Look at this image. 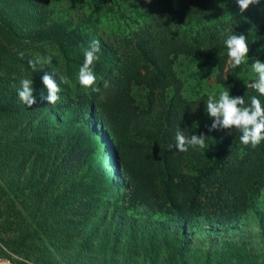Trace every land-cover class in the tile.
Masks as SVG:
<instances>
[{
  "label": "rangeland",
  "instance_id": "rangeland-1",
  "mask_svg": "<svg viewBox=\"0 0 264 264\" xmlns=\"http://www.w3.org/2000/svg\"><path fill=\"white\" fill-rule=\"evenodd\" d=\"M237 6L236 0H0V98L6 102L0 104V107H6L0 114V127L3 128L0 129V210L8 213L9 221L0 218V232L11 242L6 246L0 241L1 260L14 264H176L175 260H180L172 244V233H168L171 225L166 223L167 216L160 212L153 213L149 205L141 200L134 203L129 194L119 189L101 193L98 181L99 177L107 175L106 168L98 166L94 169L91 156L72 159L68 170H63L62 175L57 177L59 187L52 180L55 168L52 172L50 168L40 167L32 176V163L23 162L31 151L30 146L11 142L16 127L10 91L14 85L20 84L21 79L38 81L40 84L45 74L52 76L60 87V99L51 107L52 104L46 99L48 89H44L45 98L37 107L43 110L36 119H41L48 127L53 141L60 135L76 136V130L82 126L75 124L73 119L77 115L72 110V99L91 101L103 91L105 83V86H111L106 77L125 68L126 47H134L136 35L161 28L170 31L178 29L192 35H200L201 31L218 34L211 27L224 18L223 9L227 7L234 12ZM179 7H183V10ZM198 14L201 15L200 19ZM54 22L55 25L62 24L55 28L68 38L65 47L58 42V38L43 36ZM142 27L145 30L141 31ZM69 32L74 33L72 39L68 37ZM94 41L99 48L96 53L98 59L89 68L94 72L96 81L93 86L85 88L78 82L79 69L84 64V52L93 46ZM105 44L118 49L119 58L113 52L101 53V46ZM258 46L255 51L249 47V57L264 63V44ZM249 57L245 70L238 74L239 82L243 85H250L258 79L251 69L254 61H250ZM30 60L34 62V68L30 66ZM176 70L184 79L185 95L191 100L201 102L209 96L218 99L222 91L230 92L218 80V70L213 66V61L182 56L177 61ZM62 78H66L67 83ZM43 87L46 88L45 85ZM92 89H98V93ZM133 93L140 106H145L146 88L134 86ZM32 97L38 98L34 100L35 104L42 99L35 90ZM9 98L10 111L6 106ZM64 98L67 100L62 101ZM202 114L199 124L211 128L216 118L207 112L206 106ZM90 115L88 113L87 118L91 119ZM79 116H83V113ZM29 129L22 128V133H27ZM100 136L104 148L99 163L102 165L107 161L110 166L108 170L116 174L114 151L109 148L107 138ZM109 139L114 144L112 134L111 137L109 134ZM60 141L57 139L56 143ZM209 145L210 141L206 139V148ZM85 147L89 148V142H82V150ZM115 149L122 168L124 163L120 151L117 146ZM16 162L18 167L27 165L26 171H22V179H38L36 192L26 189V194L22 195L21 190L9 184L10 177H14L12 173L16 172L10 166ZM80 180H84L85 186L90 189L71 188ZM89 184L94 185L90 187ZM261 196L257 208L242 203L236 205L230 219V228L233 227L230 231L235 233L233 240L239 245L246 242L256 254L255 259L248 260V264H264V188ZM39 203L41 214L38 216L35 206ZM171 207L167 203L164 211L171 212ZM117 208L122 212L116 219ZM258 208L261 214L256 211ZM21 209L24 211L21 218L10 213ZM106 210L113 215L108 223L101 220ZM151 217L163 221H156V225L148 223ZM126 219L137 223L132 224ZM237 226L242 228L238 229ZM197 229L203 235V223ZM224 230L226 233L221 239L227 237L229 232L225 226ZM214 247L215 250L220 248L218 245ZM220 251L219 259L214 257L216 264H222L228 258H232L229 264H240L236 255ZM201 258L190 247L189 251L186 249L182 261L202 264Z\"/></svg>",
  "mask_w": 264,
  "mask_h": 264
},
{
  "label": "trees",
  "instance_id": "trees-1",
  "mask_svg": "<svg viewBox=\"0 0 264 264\" xmlns=\"http://www.w3.org/2000/svg\"><path fill=\"white\" fill-rule=\"evenodd\" d=\"M183 7L179 9L183 10ZM223 14L224 18L211 27L218 34L210 35L209 31H201L200 35H192L191 32L178 29L170 31L161 28L136 35L137 43L134 47H126L125 68L106 77L107 82L112 85L105 86V83L104 87L102 86L103 91L91 101L72 99V110L77 115L73 116V119L75 124L82 126L76 130V136L60 135L53 141L48 127L44 126L41 119H36L43 110L42 107L37 109L45 98L43 91L47 88L43 87V83L32 82V95L35 90L42 99L37 100L31 108L18 96L20 84L14 85V89L10 91V98L14 102L12 111L16 127L11 142L16 145L27 143L30 146L31 151L23 162L32 163L31 175H35L40 167L50 168L52 172L55 168L52 180L59 187L57 177L62 175L63 170H68L72 159H86L91 156L94 169L98 166L106 168L107 175L99 177L98 181L101 193L119 189L129 194L134 203L141 200L149 205L148 208L153 213L160 212L167 216L166 223L171 225L168 233H172L175 254L180 258L175 260L176 264H186L182 258L190 247L194 248L195 255L202 256V264H216L214 257L219 259L217 256L220 255V250L236 255L240 264H248V260L255 259L256 255L253 247L250 248L246 242L239 245L233 240L235 233L230 231L233 228H230V219L236 205L242 203L257 208L262 199L264 141L255 147L251 144L244 145L240 141L242 133L234 126L223 128L218 125L209 131L211 128L200 125L199 119L203 115L207 99L198 102L186 96L185 81L176 70L177 61L182 56L213 61V66L218 70V80L230 90V95L243 96L246 104L250 103L252 96H257L264 107V96H260L252 88V83L243 85L239 82L238 74L245 70L247 57L239 67L232 68L228 50L223 42L228 35L235 33L247 37L251 51L258 49L260 44L263 46L264 0H260L259 4L250 5L243 14L238 6L234 12L225 7ZM200 17L198 14V19ZM61 25L52 23L43 36H54L65 47L68 38L59 34L55 28ZM144 28L142 27L141 31L145 30ZM222 32L224 35H221ZM73 34L69 32L68 37L72 39ZM117 51L113 46L105 44L101 46L100 52H113L119 58ZM249 56L251 55L248 54ZM249 58L254 61L253 57ZM134 86H142L147 90V103L143 107L134 96ZM92 91L98 93V90ZM10 98L9 104H6L9 111ZM1 100L2 97L0 104L6 103ZM64 100L67 98L62 99ZM50 106L53 107V104ZM5 108L0 107V114ZM87 109L90 111L88 113H91V119L87 118ZM81 112L83 116H79ZM57 118L59 119L58 114ZM24 127L30 128L27 133H22ZM177 130L189 138L191 135L206 136L210 145L208 148L189 147L187 152H180L175 144ZM109 134L110 137L112 134L114 144L110 141ZM100 135L107 138L109 148L114 151L116 174L108 170L107 167L110 166L107 161L102 165L99 163L103 156L101 150L104 148ZM57 139L61 141L56 143ZM86 141L89 142V148L82 150V142ZM116 146L124 163L123 169L120 168V160L116 155ZM10 169L16 172L12 173L14 177H10L9 184L21 190L22 195L26 194V189L37 191L38 179L32 181L21 177L22 171L27 169L26 164L18 167L16 162ZM71 188L83 191L90 189L85 186L84 180L76 182ZM29 194L35 196L33 193ZM167 203L172 205L171 212L164 211ZM35 208L39 216L40 203ZM118 208L116 219L122 212ZM260 210H256L258 214H261ZM10 213L21 218L24 211L21 209ZM7 216L6 211L0 210L1 219L4 217L8 221ZM112 216V213L106 210L101 220L108 223ZM125 221L137 223L128 219ZM156 221L163 220L151 217L148 223L156 225ZM201 223L204 227L203 235L196 230ZM224 226L229 232L227 237L221 239L226 233ZM0 241L6 246L11 244L1 236V232ZM215 245L220 248L216 247L219 249L215 250ZM231 262L232 258H228L222 264Z\"/></svg>",
  "mask_w": 264,
  "mask_h": 264
},
{
  "label": "clouds",
  "instance_id": "clouds-1",
  "mask_svg": "<svg viewBox=\"0 0 264 264\" xmlns=\"http://www.w3.org/2000/svg\"><path fill=\"white\" fill-rule=\"evenodd\" d=\"M236 3L240 13L243 14L250 5L259 4L260 0H236ZM221 35H224V32ZM223 42L228 50L227 55L231 62L230 66L232 68L239 67L249 53L247 37L243 34L233 33L228 35ZM96 44L97 42L94 41L93 46L84 52V64L79 69L78 82L85 88L93 86L96 81L94 72L89 68L90 65H93L94 60L98 59L96 53L99 51V48L95 46ZM29 64L32 68L35 67L33 61L30 60ZM251 69L258 76V79L251 86L260 96H264V63L256 59L251 64ZM62 81L67 83L66 78H62ZM20 84L21 89L18 91V96L25 105L31 107L35 103L32 97V80L21 79ZM43 84L48 89L47 100L55 105L60 99L58 96L60 92L59 85L52 76L47 74L43 77ZM206 110L212 117L216 118V122L212 124L209 131L217 128L218 125L223 128L235 126L242 133L240 141L244 145L251 144L255 147L261 141H264V107H262L261 101L257 96H252L250 103L246 104L243 96H232L228 90H225L219 94L218 99H214L212 96L208 97ZM175 141L176 147L180 152H187L189 147H206V137L191 135L189 138L179 130L175 133Z\"/></svg>",
  "mask_w": 264,
  "mask_h": 264
},
{
  "label": "water",
  "instance_id": "water-1",
  "mask_svg": "<svg viewBox=\"0 0 264 264\" xmlns=\"http://www.w3.org/2000/svg\"><path fill=\"white\" fill-rule=\"evenodd\" d=\"M0 264H12L9 260H1L0 259Z\"/></svg>",
  "mask_w": 264,
  "mask_h": 264
},
{
  "label": "bare ground",
  "instance_id": "bare-ground-1",
  "mask_svg": "<svg viewBox=\"0 0 264 264\" xmlns=\"http://www.w3.org/2000/svg\"><path fill=\"white\" fill-rule=\"evenodd\" d=\"M11 262V261H10ZM12 263V262H11ZM12 264H14V263H12Z\"/></svg>",
  "mask_w": 264,
  "mask_h": 264
}]
</instances>
